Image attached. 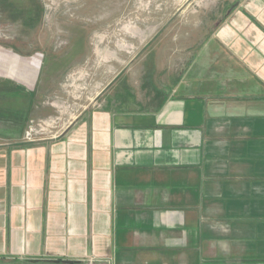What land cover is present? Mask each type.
<instances>
[{
    "label": "crops",
    "instance_id": "1",
    "mask_svg": "<svg viewBox=\"0 0 264 264\" xmlns=\"http://www.w3.org/2000/svg\"><path fill=\"white\" fill-rule=\"evenodd\" d=\"M215 2L54 137L0 142V264H264V0Z\"/></svg>",
    "mask_w": 264,
    "mask_h": 264
},
{
    "label": "rangeland",
    "instance_id": "2",
    "mask_svg": "<svg viewBox=\"0 0 264 264\" xmlns=\"http://www.w3.org/2000/svg\"><path fill=\"white\" fill-rule=\"evenodd\" d=\"M215 1L0 0V142L54 137L158 44H187Z\"/></svg>",
    "mask_w": 264,
    "mask_h": 264
}]
</instances>
